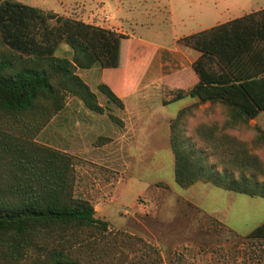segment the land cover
<instances>
[{"label":"trees","instance_id":"trees-1","mask_svg":"<svg viewBox=\"0 0 264 264\" xmlns=\"http://www.w3.org/2000/svg\"><path fill=\"white\" fill-rule=\"evenodd\" d=\"M179 40L200 54L191 63L197 79L168 99L197 97L169 120L175 181L264 196V128L249 121L264 111V7ZM61 41L71 58L54 54ZM123 41L127 35L104 25L0 0V264H172L169 251L165 260L140 235L110 229L88 198L74 194V155L35 139L68 95L104 110L76 70L128 68L120 60ZM98 88L121 106L135 84L116 91L102 81ZM195 208L218 240L264 241V220L240 234Z\"/></svg>","mask_w":264,"mask_h":264},{"label":"rangeland","instance_id":"rangeland-1","mask_svg":"<svg viewBox=\"0 0 264 264\" xmlns=\"http://www.w3.org/2000/svg\"><path fill=\"white\" fill-rule=\"evenodd\" d=\"M19 1L128 32L117 30L129 38L120 45V60L129 64L128 68L102 67L96 63L76 70L96 93L104 110L94 111L79 97L68 95L61 122L59 119L47 122L35 136L38 142L65 146L75 152L72 153L76 172L74 194L88 198L95 214L108 220L110 229L140 235L157 245L165 260L169 251L172 264H180L177 257L182 258V264H264V241L238 245L233 239L218 240L214 231L207 229L209 219L199 220L200 212L195 208L245 234L264 220V196L210 182L196 181L182 187L175 181L169 120L197 97L184 95L168 100L164 97H171L175 87L162 90L143 87L144 95L133 98L136 114L126 116L124 105L109 101L98 88L103 81L116 91L132 84L136 89L160 73L156 62L166 54L156 57L153 45L137 40L152 44L160 41L172 47L175 35L218 21L169 20L156 8V0H120L127 20L124 15L116 16L112 4L102 5L100 0ZM72 53L71 46L64 41L54 50V54L68 58ZM181 72L185 76L188 70ZM178 77L180 74L170 75L163 83L174 82ZM257 120L264 128V111L258 113ZM75 121L80 123L76 125ZM125 122L129 126L123 127ZM102 137L107 140L101 142Z\"/></svg>","mask_w":264,"mask_h":264},{"label":"crops","instance_id":"crops-1","mask_svg":"<svg viewBox=\"0 0 264 264\" xmlns=\"http://www.w3.org/2000/svg\"><path fill=\"white\" fill-rule=\"evenodd\" d=\"M100 2L102 3V5L112 4L114 6L116 16L118 14H121L125 16V19L127 18L126 13L123 11V7L121 5L120 0H100ZM155 4L156 8L161 10V12L164 14V17L169 20L178 19L180 21H187L208 19L216 20L218 21L216 23H219V21H226L234 17L240 16L244 13H247L249 11L264 7V0H156ZM216 23L210 24L208 26H199V28L195 30L188 31L180 35H175L174 44L172 47L165 45L160 41H154L153 43L156 46V57H161L162 53L166 54L165 57L160 58L156 62L157 66L160 68V73L157 76H154L149 80H146L141 83L133 92L121 95L124 105L122 108L123 113L126 116L136 114L135 105L133 104V101L136 96L144 95V93H141V89H143V87H152V89L162 90V88L171 89L174 87H187L191 85L197 79V76L191 67V63L200 54V51L190 45L183 44L179 40V38L191 32L214 25ZM115 29L128 33L126 30H122V28L117 27ZM130 30L131 35L135 36L136 34L134 33V31L132 29ZM140 39H142V36H140ZM143 39L146 40L145 38ZM183 70H188V73H186L185 76L181 72ZM175 74H180V77H178L174 82L171 81L168 83H163L164 79H166L170 75ZM70 97L75 96L72 95ZM169 97L170 96L168 95L167 97H164V99H169ZM164 101L165 100H163V102ZM67 103L68 100H66L65 105ZM208 103L209 101H206L202 104L207 105ZM202 104L201 106H203ZM64 108L65 107L60 109L54 116H52V118L48 122L54 119H59L58 122H61L60 116L62 112H64ZM257 115L255 117L250 118L249 121L251 123H258ZM79 123V121L74 122V124L76 125H78ZM125 126H129L127 122H125V124L123 125V127ZM54 147L67 150L71 153H75L73 150L66 148L65 146L54 145Z\"/></svg>","mask_w":264,"mask_h":264}]
</instances>
